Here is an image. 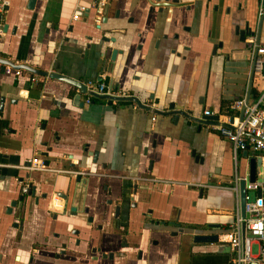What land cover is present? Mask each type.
Returning <instances> with one entry per match:
<instances>
[{"label": "crops", "instance_id": "crops-1", "mask_svg": "<svg viewBox=\"0 0 264 264\" xmlns=\"http://www.w3.org/2000/svg\"><path fill=\"white\" fill-rule=\"evenodd\" d=\"M3 1L2 58L83 84L102 81L152 109H166L174 102L192 116L210 110L227 126L239 117L233 103L247 96L256 37L242 42L240 31L247 22L257 29L264 14L261 0H105L99 22L93 18L98 0H36L33 10L27 9V0H0V6ZM259 38L264 46V19ZM109 45L118 49L114 56ZM30 74L23 70L15 77L0 68V96L5 97L0 164H8L1 165L0 264H230L229 243L220 235L239 209L233 182L237 174L247 177L244 150L235 156L230 141L213 125L199 126L182 116L173 120L133 101L106 105L92 97L87 103L88 91L39 75L28 82ZM261 84L254 75L252 102ZM90 151L98 153L95 162ZM36 154L54 170L29 172L20 167ZM258 154L264 169L262 152L249 149L247 156ZM22 176L34 183L35 195L66 191L71 184L76 194L66 205L76 210L59 214L68 223L66 229L84 227L90 215L95 228L102 223V235H119L73 243L64 253L76 259L59 257L66 238L52 231L46 238V213L31 204L24 231L14 241L19 235L12 218L17 216L3 213L17 199L16 178ZM102 187L110 189V195L113 191L111 197L121 189L127 200L119 219L101 216L96 205L108 198L100 193ZM112 209L106 206L105 211ZM175 220L180 225L169 224ZM190 233H217L223 243L213 253H195ZM33 242L41 245L33 247ZM110 252L113 258L102 256Z\"/></svg>", "mask_w": 264, "mask_h": 264}, {"label": "built area", "instance_id": "built-area-1", "mask_svg": "<svg viewBox=\"0 0 264 264\" xmlns=\"http://www.w3.org/2000/svg\"><path fill=\"white\" fill-rule=\"evenodd\" d=\"M264 2V0H261ZM7 3L3 1L0 11ZM105 0H98V10L95 21L101 19L102 8ZM85 7H79L84 10ZM74 20L78 18V14L72 16ZM264 46H259L257 57L254 62V75L262 80L260 85V93L258 97L250 104L244 105V99L236 100L233 103L234 108L240 109L245 106L243 118L236 120L232 126L215 124L213 128L224 138L230 141L233 153L236 156L239 150L246 148L253 152H264ZM1 68V64H0ZM21 69H13L9 65H5L4 72L19 76L22 74ZM33 75L31 81L35 80ZM89 96L86 100L90 102V98L94 97L91 93L98 95H122L117 91H112L102 81H87L85 83ZM114 102V101H113ZM204 115L212 114L210 110H204ZM154 119V117L152 118ZM29 166L21 165L20 167L28 171L47 172L54 170L45 164L44 160L37 154L29 160ZM4 165V164H0ZM25 187L23 190L25 191ZM247 190L254 192L253 197H249L247 192L245 196V214L242 216L240 209L235 213L233 221L229 228L222 233L221 240L229 243L230 246V264H264V175L256 178L254 182L247 184ZM253 245L256 250L253 251Z\"/></svg>", "mask_w": 264, "mask_h": 264}, {"label": "water", "instance_id": "water-1", "mask_svg": "<svg viewBox=\"0 0 264 264\" xmlns=\"http://www.w3.org/2000/svg\"><path fill=\"white\" fill-rule=\"evenodd\" d=\"M178 0H175L174 2L177 3ZM35 3L36 0H27V4L26 7L27 9L33 10L35 7ZM97 10H98V1L95 2V4L93 5V11H94V19L96 18L97 15ZM103 14V8H102V13ZM264 19V14L259 18V20L257 21V29H255V31H253L252 26L247 22L245 29L240 31V39L242 42L245 41V38L248 36H256L254 43H253V48H254V55H253V59H252V64H251V71H250V76H249V82H248V93L247 96L244 100V105L245 104H250L252 103V100L250 99V90L253 84V79H254V62L255 59L257 57V50L260 46V38H259V28L261 27V24L263 22ZM103 20V19H102ZM105 20V19H104ZM103 20V21H104ZM96 28H99L98 25L95 26ZM112 43H115L116 40L115 38L111 39ZM109 47H112V56H114L117 52L118 49L117 47H115L114 45H109ZM216 44L214 43L213 45V49H212V53L215 54L216 53ZM113 59V58H112ZM0 64H1V71H4V67L5 65H9L11 66L13 69H21V70H25L28 71L32 74L35 75H39V76H45V77H49L52 79H57L60 81H64L70 85H73L75 87H78L81 92L86 93L87 89L85 84H83L82 82H80L78 79L69 77L67 75L55 72V71H43L40 69H37L35 67H32L29 64L26 63H14V61L10 60V59H5L0 57ZM263 71H264V66H263ZM88 93H90L88 91ZM94 97H98L101 98L103 100L106 101V105H112L113 101H133L135 102L139 107L143 108V109H152L151 107L144 105L143 103L140 102L139 98L135 95H117V96H111V95H98L96 93H91ZM4 101H5V97L4 96H0V113L3 112V108H4ZM242 105V107L240 108V114H239V120H242L243 118V113H244V109L245 106ZM152 111L154 113L160 114V115H171L174 116V119H178L180 116L185 117L187 119H190L192 121H195L196 123L199 124V126L201 125H214V124H218V114L217 113H212L209 115H204L202 114L201 116L197 117V116H192L191 115V111L189 110H185L183 109V107H178L175 105L174 102H170L166 105V109L163 108H153ZM232 120V119H231ZM229 127H231V125H228ZM85 151H87V148H85ZM249 149L246 148L243 151V155L245 158H247V166H248V171H247V177H242L240 175L237 174L235 181L233 182V188L237 194V198L239 201V209H240V213L242 216H246L245 214V196L248 192L247 190V184H250L252 182L255 181V179L260 175V169L262 168V155L258 154V155H253L251 157H248ZM90 154L92 153L91 151L89 152ZM94 156V162L97 159V151L92 153ZM262 154H264V152H262ZM46 165H49V161L46 160L44 161ZM23 165L25 166H29V161H26ZM72 166V165H71ZM2 166H0V178H5V175L2 174ZM28 171V170H27ZM31 172V171H29ZM240 172V171H239ZM77 178L78 176H80V174L76 175ZM120 180V179H119ZM30 191H31V195H35V188L36 186L34 185V183H30ZM68 186V185H67ZM137 187V186H136ZM68 189L71 190V184L69 185V187H67ZM121 191V189H120ZM200 191H202L200 189ZM121 193V192H120ZM122 195V193H121ZM65 196V195H64ZM123 201H125L124 199H122ZM135 206V205H133ZM121 208V205L117 204L114 206V210L113 212H115V217L117 216V214L119 213V210ZM91 218V217H90ZM89 218V219H90ZM162 223H164V221H161ZM170 225H180L178 220L169 222ZM184 227L180 228V233H183L184 231ZM191 236V240L192 243H194L195 245L192 247V250L195 253H213L216 250V245L217 244H222L223 242H219L218 240V234L217 233H212V234H205V233H193V234H188ZM201 244V245H199ZM99 250V249H98ZM107 255H105V253H103V257H109V258H113V253H106Z\"/></svg>", "mask_w": 264, "mask_h": 264}, {"label": "flooded vegetation", "instance_id": "flooded-vegetation-1", "mask_svg": "<svg viewBox=\"0 0 264 264\" xmlns=\"http://www.w3.org/2000/svg\"><path fill=\"white\" fill-rule=\"evenodd\" d=\"M3 166H8V164H4ZM106 180V179H105ZM104 180V181H105ZM16 182H17V192H18V197L17 199L13 200L9 206L6 207L5 212L3 213L5 216H17V220L13 219L12 222V226L15 227L18 231V235L14 237V241L18 240L21 237L22 232L24 231V222L26 219V215L29 212V205H34L39 207L40 209H42L45 213H46V218L45 221H43L44 223V234L46 236V238H49V233L52 231V234L55 233V235L58 236H63L64 238H66V242L62 245L63 248H61L59 251H57V256H61V257H66L67 259H71V260H75L76 257L67 253H64L66 250V247H69V245H72L73 243L76 244H84V243H89L90 241L94 240V238H97L99 235H102L103 232H101V228H102V223L98 224L97 227L95 228L93 225V217L90 215H87L89 207L86 206L85 209L83 210L84 213H86L87 217L84 220V227L82 228H78V227H74L73 229H66L67 227V222L65 220L64 217H62L63 215H59L60 212L61 213H68L69 210L70 211H75L76 210V206H69L70 208L68 209L66 203L69 200L70 196L73 198H75V190L74 189H66V191H59L53 193L52 195L48 192L45 191L44 195L43 194H38V195H31V191H30V183L32 181H29V177H19L16 178ZM33 183V182H32ZM47 182H44V184H47ZM103 186V185H102ZM26 188L25 191L23 190V188ZM103 190L100 191V193L102 194L103 192H106V196L108 197L107 199H105L104 201L102 200V202H100L99 204H97L96 206L99 207L101 209V216L104 218H106L107 220H110L111 218L113 220L119 219V213L121 211L122 208V202H127V200L125 199V197H123L121 195V191L119 192V195L117 197H114L111 195H113V191L112 194L110 195V189H108L107 187H102ZM65 195V196H64ZM89 197H92V190L91 188L89 189V193H88ZM110 195V196H109ZM98 196H96L95 199L98 200L97 198ZM115 198V199H114ZM53 199H55V202L53 201ZM91 199V198H90ZM122 199H124L125 201H123ZM115 200H117L118 202H114ZM91 201V200H90ZM58 207L56 208V206ZM121 205V208L119 210V213L117 214V216L115 217V212H113L114 210V206L115 205ZM135 204V203H133ZM106 206H110L113 207L112 211H110L109 213L106 210ZM20 209H19V208ZM19 209V212H15L14 213V209ZM91 217V218H90ZM90 218V219H89ZM53 227V229H51ZM115 228H117L115 226ZM121 229V227H119ZM119 229V230H120ZM96 232V233H95ZM101 232V233H100ZM99 233V234H98ZM118 231L113 232V233H105L101 236L102 241L106 240L105 238L107 236H110L111 234H117ZM96 234V235H95ZM1 238V237H0ZM124 235L121 236V239L124 240ZM48 241V239H47ZM36 242V241H35ZM40 243H32L33 247H36L37 245L39 246ZM41 245V244H40ZM43 245V244H42ZM99 251V250H97ZM46 253H50L49 251H46ZM103 254V253H102ZM105 255H107L105 253Z\"/></svg>", "mask_w": 264, "mask_h": 264}, {"label": "rangeland", "instance_id": "rangeland-1", "mask_svg": "<svg viewBox=\"0 0 264 264\" xmlns=\"http://www.w3.org/2000/svg\"><path fill=\"white\" fill-rule=\"evenodd\" d=\"M260 173L261 174H264V169H260ZM253 195H254V193L251 191V192H249V197L251 198V197H253ZM256 250V245H253V251H255Z\"/></svg>", "mask_w": 264, "mask_h": 264}, {"label": "trees", "instance_id": "trees-1", "mask_svg": "<svg viewBox=\"0 0 264 264\" xmlns=\"http://www.w3.org/2000/svg\"><path fill=\"white\" fill-rule=\"evenodd\" d=\"M22 73H23V71H22ZM13 75H14V74H13ZM21 75H22V74H21ZM19 76H20V75H19ZM32 76H33V74H30V76L27 78V81H28V82H30ZM15 77H17V76H15ZM253 93H254V95H257V93H256L255 90H253ZM227 113L232 115V113H231L229 110L227 111Z\"/></svg>", "mask_w": 264, "mask_h": 264}]
</instances>
